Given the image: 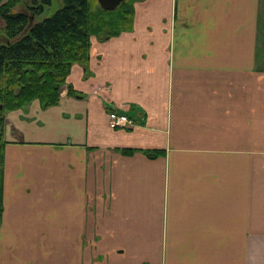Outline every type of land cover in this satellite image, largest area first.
Returning <instances> with one entry per match:
<instances>
[{
	"label": "crops",
	"instance_id": "0c3cea01",
	"mask_svg": "<svg viewBox=\"0 0 264 264\" xmlns=\"http://www.w3.org/2000/svg\"><path fill=\"white\" fill-rule=\"evenodd\" d=\"M66 82L5 112L0 264H264V0L135 1Z\"/></svg>",
	"mask_w": 264,
	"mask_h": 264
},
{
	"label": "trees",
	"instance_id": "16d2710c",
	"mask_svg": "<svg viewBox=\"0 0 264 264\" xmlns=\"http://www.w3.org/2000/svg\"><path fill=\"white\" fill-rule=\"evenodd\" d=\"M18 1L0 0L4 21L0 27L4 37L0 39V157L5 112L34 99L42 107L57 104L73 64L88 63L91 37L106 40L129 30L136 0H124L112 10L102 9L97 0H62L57 10L40 22L33 18L52 0H30L27 9L31 15L12 13ZM67 89L69 95L81 97L72 85L67 84ZM145 153L156 156V151Z\"/></svg>",
	"mask_w": 264,
	"mask_h": 264
},
{
	"label": "rangeland",
	"instance_id": "374dc122",
	"mask_svg": "<svg viewBox=\"0 0 264 264\" xmlns=\"http://www.w3.org/2000/svg\"><path fill=\"white\" fill-rule=\"evenodd\" d=\"M138 1V0H136ZM30 0H19L14 7L12 8V13H16L17 11H24L27 14L31 15V12L28 11V5L30 4ZM62 4V0H52L50 5H47L44 7L43 12H41L39 15H37L36 17H34L33 19L37 22L42 21L44 18L51 16ZM4 26V21L0 18V27L2 28ZM4 37H2V32L0 31V39L2 41ZM101 250H91V258H92V262L93 264H96L98 262H100V260L103 259V252L102 255L98 254V252ZM103 251V250H102ZM102 256V258H101Z\"/></svg>",
	"mask_w": 264,
	"mask_h": 264
},
{
	"label": "built area",
	"instance_id": "2783aa9c",
	"mask_svg": "<svg viewBox=\"0 0 264 264\" xmlns=\"http://www.w3.org/2000/svg\"><path fill=\"white\" fill-rule=\"evenodd\" d=\"M109 125L113 128L116 127H133L135 121L126 113H122L116 109H111L108 112Z\"/></svg>",
	"mask_w": 264,
	"mask_h": 264
},
{
	"label": "water",
	"instance_id": "95a60500",
	"mask_svg": "<svg viewBox=\"0 0 264 264\" xmlns=\"http://www.w3.org/2000/svg\"><path fill=\"white\" fill-rule=\"evenodd\" d=\"M99 6L104 10H112L124 0H97Z\"/></svg>",
	"mask_w": 264,
	"mask_h": 264
}]
</instances>
